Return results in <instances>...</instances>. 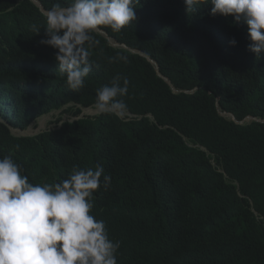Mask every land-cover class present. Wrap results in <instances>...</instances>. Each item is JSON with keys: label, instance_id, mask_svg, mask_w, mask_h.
Here are the masks:
<instances>
[{"label": "trees", "instance_id": "obj_1", "mask_svg": "<svg viewBox=\"0 0 264 264\" xmlns=\"http://www.w3.org/2000/svg\"><path fill=\"white\" fill-rule=\"evenodd\" d=\"M12 3L0 0V11ZM170 15V40L149 30L148 7L135 26L102 29L152 58L177 92L147 58L93 34L98 45L89 49L93 68L83 88L36 83L22 91L23 105H2L4 118L25 129L52 110L77 116L76 105L89 106L119 74L130 82L127 109L140 119L106 114L28 138L0 124V155H11L29 179L48 183L68 178L74 167L101 165L102 181L110 175L112 182L94 192L91 214L120 242L118 264H264V53L249 54L248 25L239 23L226 36L236 41L231 52L218 59L200 36L209 28L201 9L188 14L176 2ZM14 17L0 16V56L31 33L11 24ZM117 55L125 59L109 63Z\"/></svg>", "mask_w": 264, "mask_h": 264}, {"label": "clouds", "instance_id": "obj_2", "mask_svg": "<svg viewBox=\"0 0 264 264\" xmlns=\"http://www.w3.org/2000/svg\"><path fill=\"white\" fill-rule=\"evenodd\" d=\"M25 2L32 4L33 9L25 8ZM176 2L188 14L202 10L209 28L200 36L218 59L231 52L230 45L236 41L230 43L226 36L239 23L242 27L248 25L249 36L245 40L249 54L264 53V0H68L64 5L57 3L52 7L42 0H16L6 11H0V16L15 13L9 19L11 24L26 25L31 33L18 42L19 46L0 56V124L6 125L13 137L28 138L45 132L16 135L13 130L25 132L38 119L55 111L60 114L54 121L59 126L46 132L58 130L66 122L97 119L106 114L122 121L140 119L127 109L123 98L128 94L130 82L119 74L96 90L95 100L89 106L77 104L81 110L77 116L52 110L22 129L4 118L2 105H23L22 91H28L36 83L58 89L83 88L93 68L89 49L98 45L93 34L103 36L114 48L128 49L152 63L154 60L148 55L118 43L102 27L120 32L128 25L135 26L148 7L149 30L157 39L170 40L176 33L170 22V9ZM124 59L121 55L109 57V63ZM152 64L171 85L160 74L157 63ZM172 89L177 92L173 86ZM84 110L89 115L85 116ZM219 114L229 115L230 120L239 123L230 113L219 109ZM63 115L69 116L67 121L62 120ZM251 120L252 117L246 118ZM103 173L101 165L74 167L66 179L42 182L29 179L11 155H0V264H118L120 242L112 241L105 222L91 214L94 192L101 186L105 190L111 186V176L103 175L102 181Z\"/></svg>", "mask_w": 264, "mask_h": 264}, {"label": "rangeland", "instance_id": "obj_3", "mask_svg": "<svg viewBox=\"0 0 264 264\" xmlns=\"http://www.w3.org/2000/svg\"><path fill=\"white\" fill-rule=\"evenodd\" d=\"M83 113H85L84 115L87 116L89 115V111H83ZM96 113V112H94ZM226 118H232L229 115H224ZM60 117L59 111H55L52 112L51 114H48L44 117H42L41 119H38L36 124L32 127H30L27 131L25 132H18L16 130H13V133H15L16 135H35L38 134L40 132H43L45 129L51 130L52 128H56V126L58 127V123L56 124L54 121H56L58 118ZM69 116L68 115H63L62 116V120L63 121H67ZM71 119V118H70ZM249 120V119H247ZM29 131V132H28Z\"/></svg>", "mask_w": 264, "mask_h": 264}, {"label": "bare ground", "instance_id": "obj_4", "mask_svg": "<svg viewBox=\"0 0 264 264\" xmlns=\"http://www.w3.org/2000/svg\"><path fill=\"white\" fill-rule=\"evenodd\" d=\"M53 129V128H52ZM29 132V131H28ZM43 132H46V129L43 131Z\"/></svg>", "mask_w": 264, "mask_h": 264}, {"label": "water", "instance_id": "obj_5", "mask_svg": "<svg viewBox=\"0 0 264 264\" xmlns=\"http://www.w3.org/2000/svg\"><path fill=\"white\" fill-rule=\"evenodd\" d=\"M152 63H155L154 61H151Z\"/></svg>", "mask_w": 264, "mask_h": 264}]
</instances>
